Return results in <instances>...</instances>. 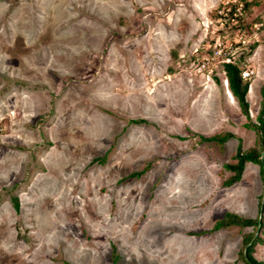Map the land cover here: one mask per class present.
Here are the masks:
<instances>
[{
  "label": "rangeland",
  "instance_id": "obj_1",
  "mask_svg": "<svg viewBox=\"0 0 264 264\" xmlns=\"http://www.w3.org/2000/svg\"><path fill=\"white\" fill-rule=\"evenodd\" d=\"M224 1L0 0V264H246L247 234L264 264V221L216 227L264 197L258 164L225 184L259 139L264 0Z\"/></svg>",
  "mask_w": 264,
  "mask_h": 264
},
{
  "label": "trees",
  "instance_id": "obj_2",
  "mask_svg": "<svg viewBox=\"0 0 264 264\" xmlns=\"http://www.w3.org/2000/svg\"><path fill=\"white\" fill-rule=\"evenodd\" d=\"M251 5L250 3L246 4V7ZM254 48V46H252ZM223 68L225 70V74L228 80V86L232 92V94L237 99L239 107L242 113L247 117L250 118L249 109H248V102L246 100V94L248 91L249 82L242 78V71L241 68L238 66L237 62L233 64H224ZM262 95V102L259 114L257 116V123H248L247 126L252 128L258 134V143L257 146L254 148H250L246 151L242 150L241 146L238 147L236 157V163L234 164H227L225 165L228 170L234 172V174L226 180V185H231L240 180L241 174L243 172L244 166L247 162H252L261 166L262 171H264V162L261 159V153L264 152V88L261 89ZM230 134H226L224 136H211L209 138H203L205 140L210 141H218L224 142ZM14 206L18 207V200L14 197L13 198ZM261 220L258 219H247L242 218L234 214H226L224 218L217 222V228L223 226H230V225H239V226H252L257 227L258 225H262L264 221V197L261 203ZM262 222V223H261ZM252 234H247L243 238V245L244 251L242 254V258L246 264H261L257 262L252 257V247L254 242L256 243L258 240L256 237H252Z\"/></svg>",
  "mask_w": 264,
  "mask_h": 264
},
{
  "label": "built area",
  "instance_id": "obj_3",
  "mask_svg": "<svg viewBox=\"0 0 264 264\" xmlns=\"http://www.w3.org/2000/svg\"><path fill=\"white\" fill-rule=\"evenodd\" d=\"M222 5H223L221 6L222 8L218 10V12L221 14V16L225 17L224 19L231 21V20H234L239 15L243 14L242 12L244 11L245 2H243L242 0H225L222 3ZM200 63L201 64H200L199 69L204 68L207 63V58H205L204 60H201ZM233 63L234 61L228 58L224 64H233ZM197 64H199V62Z\"/></svg>",
  "mask_w": 264,
  "mask_h": 264
},
{
  "label": "bare ground",
  "instance_id": "obj_4",
  "mask_svg": "<svg viewBox=\"0 0 264 264\" xmlns=\"http://www.w3.org/2000/svg\"><path fill=\"white\" fill-rule=\"evenodd\" d=\"M80 26V25H79ZM76 28V27H75ZM65 169V168H64ZM66 170V169H65ZM43 212V211H42Z\"/></svg>",
  "mask_w": 264,
  "mask_h": 264
},
{
  "label": "water",
  "instance_id": "obj_5",
  "mask_svg": "<svg viewBox=\"0 0 264 264\" xmlns=\"http://www.w3.org/2000/svg\"><path fill=\"white\" fill-rule=\"evenodd\" d=\"M261 159H262V156H261Z\"/></svg>",
  "mask_w": 264,
  "mask_h": 264
}]
</instances>
